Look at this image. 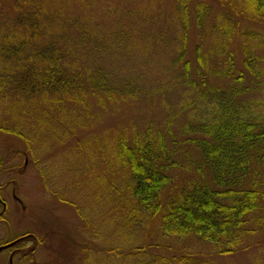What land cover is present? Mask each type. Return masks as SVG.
Returning a JSON list of instances; mask_svg holds the SVG:
<instances>
[{"label": "trees", "instance_id": "obj_1", "mask_svg": "<svg viewBox=\"0 0 264 264\" xmlns=\"http://www.w3.org/2000/svg\"><path fill=\"white\" fill-rule=\"evenodd\" d=\"M88 1L79 0L78 6L88 10ZM209 1L219 7L217 20L224 21L214 27L221 34L219 59L238 44L245 69L258 80L263 74L257 49L264 46V34L249 30L247 23L264 26V0H198L196 26L201 35ZM176 2L184 23L177 62L185 84L199 89L190 80L187 59L189 0ZM70 3L0 0V143L15 138L29 149V154L17 151L16 156L35 164L44 159L50 144L65 146L85 161L77 173H95V178L104 174L98 178L107 198L104 218L118 230L119 238H126L123 246L108 242L107 254L117 264H208L206 253L146 256L144 244L124 251L136 238L156 237L167 245L189 241L193 251L203 245V252L222 257L258 245L264 239V114L251 106L261 103L242 99L254 89L243 85L244 75L235 78L239 86L229 91L212 86L199 91L198 100L206 104L208 115L202 120L204 113H197L193 123L181 129L182 142L169 143L151 127L111 136L93 132L110 107L134 97L131 83L116 87L100 65L91 69L84 62L92 59L91 15L70 13ZM210 53L204 55L202 45L195 49L204 69L206 59L215 56ZM232 55L224 70L215 71L216 76L233 78ZM209 75L202 74L203 85ZM182 143L197 151L198 158H190L187 169L172 147ZM177 170L191 176L176 186L171 173ZM52 172L51 166L40 169V173ZM69 192L67 188L52 191L84 225L95 229L83 205L67 198ZM62 238L74 242L68 233Z\"/></svg>", "mask_w": 264, "mask_h": 264}, {"label": "rangeland", "instance_id": "obj_2", "mask_svg": "<svg viewBox=\"0 0 264 264\" xmlns=\"http://www.w3.org/2000/svg\"><path fill=\"white\" fill-rule=\"evenodd\" d=\"M197 1L189 0L187 59L191 63L190 80H195L200 90L186 85L181 77L183 70L177 62V54L182 42L179 34L184 23L179 18L176 0H91L88 1V10L78 6L79 0H71L70 13L79 15L88 11L91 15L92 59L84 62L91 69L100 65L116 87L131 83L132 98L134 97L123 101L121 105L110 107L93 132L100 134L101 131H106L111 136L116 132L128 133L133 128L143 131L151 127L162 132L169 143L182 142L185 137L181 134V129L189 122L193 123L197 113H204L207 109L206 104L198 100L199 91H205L207 86L229 91L233 86H239L235 78L241 74L245 77L243 85L254 88L242 99L261 103L251 106L264 114V46L257 49L258 65L263 74L258 80L245 69L243 53L238 44H232L226 49L225 56L221 58L223 64H220L221 34L214 30L215 26L224 22L222 18V21L216 18L220 14L219 7L212 1L207 2L211 8L204 17L201 35L196 26ZM247 27L264 34L263 25L252 26L247 23ZM197 45H202L204 55L211 54V51L215 54L206 59L207 69L197 62ZM231 55L235 62L233 78L216 76L215 71L224 70ZM207 72L210 75L206 85H203L201 77ZM207 115H200V119L204 120ZM50 146V149H45V157L40 163L35 164L29 160L25 166V160L17 157L16 152L29 154L27 147H23L15 138L0 143V158L7 165L2 173H14L17 185L15 195L23 204L13 203L9 215L10 231H29L39 238L40 246L32 256V264H117L107 254L109 243L121 242L123 246L126 238H119L121 234L118 230L111 229L112 224L108 223V218H104L107 198L101 188L102 180L98 179L104 177V174L95 178V173H77L80 166H85V161L80 156L72 155L65 146ZM172 147L186 169L190 158H198L197 151L189 145L184 146L182 143ZM49 166L52 173H40V169ZM171 174L176 186L185 183L191 176V173L184 170ZM66 188L70 191L67 198L75 199L83 205L89 212L95 229L84 225L74 209L59 201L52 193L58 190L64 192ZM65 233L74 242L63 239L62 235ZM123 234L125 235L124 232ZM143 244L146 256L155 254L172 257L206 253L212 256H207L208 264H264V239L244 252L224 257L203 252V245L199 250L193 251L189 241L167 245L158 243L156 237L143 241L136 238L124 251L141 248ZM86 248H93L94 251L88 253ZM203 257L206 258L205 255ZM15 264L25 263L22 259H17Z\"/></svg>", "mask_w": 264, "mask_h": 264}, {"label": "flooded vegetation", "instance_id": "obj_3", "mask_svg": "<svg viewBox=\"0 0 264 264\" xmlns=\"http://www.w3.org/2000/svg\"><path fill=\"white\" fill-rule=\"evenodd\" d=\"M5 164L0 158V264H6V261L7 264H15L17 259H22L25 264H32V256L40 246L37 237L29 231L13 233L9 228L13 203L23 204L15 195L17 185L14 173H2L6 170Z\"/></svg>", "mask_w": 264, "mask_h": 264}]
</instances>
